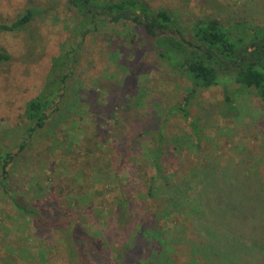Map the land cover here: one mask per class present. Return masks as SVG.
Masks as SVG:
<instances>
[{"label": "rangeland", "instance_id": "1", "mask_svg": "<svg viewBox=\"0 0 264 264\" xmlns=\"http://www.w3.org/2000/svg\"><path fill=\"white\" fill-rule=\"evenodd\" d=\"M57 1L0 0V24H11L30 7L50 4L52 8L27 31L0 33V50L12 57L0 67V144L11 145L14 140V149L22 140L19 124L25 120L26 104L43 90L53 60L65 43L80 42L74 33L76 13L67 0ZM146 1L153 10L173 12L184 24L216 18L224 25L246 21L264 27V0ZM99 27L84 42L65 107L52 118L51 132L35 137L32 148L10 169L8 180L0 172V264H68L61 247L51 250L57 232L41 229L17 208L11 196L24 206L40 208L47 219L55 220L57 215L58 219H75L93 235L107 231L121 247L126 236L114 235L108 227L109 214L100 216L98 208L111 206L116 197L126 195L133 199L136 212L148 213L139 184L151 167L147 153L156 138L150 132L165 133L169 154L165 171L174 178V190L184 185L180 187L183 194L197 199L207 184L206 204L215 208L219 192L214 193L210 183L235 180L232 184H240L242 190L235 193L239 197L245 193L246 200L249 195L264 198L262 100L253 92L238 94L232 108L225 103L222 86L199 93L188 103L202 137L198 144L178 110L188 97L191 82L150 53L145 32L136 24L101 21ZM52 134L66 138L67 148L49 151ZM56 163L61 170L58 177L50 171ZM202 164L215 173L213 179L209 172V179L191 173ZM82 198L88 199L86 203H81ZM93 200L97 211L89 206ZM210 220L208 229H216L219 220L213 215ZM195 228L193 237L199 239L207 227ZM241 231L251 237L250 230ZM257 233L261 238L262 233ZM115 251L114 260L118 249ZM243 259L241 264H263L264 251L253 257L243 255Z\"/></svg>", "mask_w": 264, "mask_h": 264}, {"label": "trees", "instance_id": "2", "mask_svg": "<svg viewBox=\"0 0 264 264\" xmlns=\"http://www.w3.org/2000/svg\"><path fill=\"white\" fill-rule=\"evenodd\" d=\"M67 4L77 15L74 33L80 42L62 46L59 57L53 60L43 90L26 104L25 120L19 124L22 140L16 145L18 148H13L14 140L11 145L0 144L3 179L8 180L10 169L15 167L23 152L32 148L36 136L43 135L44 131L51 132L52 118L65 107L64 98L76 74L84 42L98 31L101 21L134 23L141 27L148 39L150 53L163 66L191 82L188 97L178 110L193 129L198 144L202 137L191 117L188 103L199 93L222 86L225 103L232 108L236 106L237 95L247 92L255 93L264 103V27L246 21L224 25L216 18L184 24L169 10H153L146 0H67ZM51 10L50 4L30 7L11 24H0V33L27 31ZM11 60V55L1 49L0 67ZM150 133L156 138L155 145L148 148L147 153L151 175L148 176V172L139 184L148 213L140 215L136 212L133 199L126 195L116 197L111 206L103 204L98 208L100 216L109 214V230L120 239L122 235L126 236L121 247L119 240H111L107 231L93 235L75 219H58V215L55 220L47 219L40 208L31 204L24 206L12 196L11 200L41 229L57 232L51 250L61 247L68 264H241L243 255L244 258L253 257L258 251H264V198H250L249 195L246 200L245 193L239 197L235 193L242 190L240 184H232L235 180L228 184H224L226 181L210 183L213 192H219L214 201L215 208L206 204L207 184L202 190L206 195L200 193L197 199L183 194L180 187L184 185L174 190L177 188L172 183L174 178L171 180V175L165 171V160L169 155L164 143L165 133ZM14 135L18 136L17 132ZM50 136L53 143L48 147L49 151L67 148L66 138L61 140L54 134ZM205 164L201 168L195 166L191 173L195 175L196 172L197 176L201 173L207 179L212 174L213 179L215 173L210 172L209 165ZM50 171L58 177L61 171L59 163ZM80 200L84 204L88 199ZM89 206L97 211L96 201L93 200ZM211 214L219 220L213 230L208 229ZM233 223H237L236 228L231 226ZM202 224L207 228L203 229L199 239H195V227ZM241 229L250 230L251 237L244 236ZM259 231L261 238L257 237ZM138 243L142 246L138 247ZM112 246L118 249L115 260L116 251ZM260 261L264 264V259Z\"/></svg>", "mask_w": 264, "mask_h": 264}]
</instances>
